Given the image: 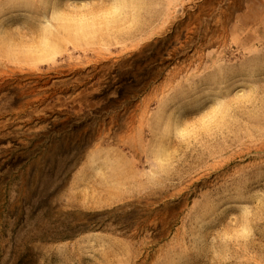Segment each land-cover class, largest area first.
<instances>
[{"label": "rangeland", "instance_id": "obj_1", "mask_svg": "<svg viewBox=\"0 0 264 264\" xmlns=\"http://www.w3.org/2000/svg\"><path fill=\"white\" fill-rule=\"evenodd\" d=\"M0 264H264V0H0Z\"/></svg>", "mask_w": 264, "mask_h": 264}]
</instances>
